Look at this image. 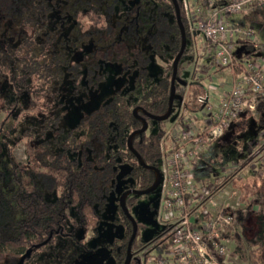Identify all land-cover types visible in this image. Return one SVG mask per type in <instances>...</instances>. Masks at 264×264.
Listing matches in <instances>:
<instances>
[{"label": "trees", "instance_id": "16d2710c", "mask_svg": "<svg viewBox=\"0 0 264 264\" xmlns=\"http://www.w3.org/2000/svg\"><path fill=\"white\" fill-rule=\"evenodd\" d=\"M177 1L187 39L194 40L183 1ZM89 44L95 45L91 57L82 58ZM181 45L172 0H0V97L5 105L0 113L12 116L15 122L23 117L0 134V264H49V259L42 262V254L52 252L63 238L78 242L79 232H95L120 165L130 166L129 176L135 181L125 190H145L154 184V171L140 165L128 138L143 127L139 117L145 118L148 128L134 136L132 145L146 165L161 169L170 118L156 122L145 113L161 116L168 111L173 63ZM242 46L254 52L248 43L239 41L238 56L246 53ZM152 55L167 60L159 81L149 75ZM195 57L193 45L187 42L175 83L174 102H182L190 111H200L209 104L205 83L188 84L182 78L184 63H193ZM100 59L122 61L126 70L137 71L135 88L116 92L73 129L58 128V118L47 116L50 98L57 96L67 76L78 83L85 68L90 83L96 85L102 75L95 81L91 75L101 68ZM138 88L140 94L135 99L132 93ZM28 96L29 101L22 99L28 100ZM36 101L41 103L40 109ZM135 108L140 109L139 117ZM256 114L258 119L247 111L234 118L219 140L240 135L252 122L262 131L264 100L258 103ZM154 123L158 130L153 133L150 129ZM3 137H12L6 142V156L2 155ZM20 141L26 147L24 162L13 155ZM250 160L253 157L248 155L249 165ZM262 172H253L257 181L244 183L245 195L240 201H245L246 207L237 209L236 228L223 235L235 245L230 255L241 260H247L248 245L253 264H264ZM138 198L136 194L126 198L129 212ZM118 209L125 235L114 244L113 264H124L133 224L119 201ZM252 220L254 224L248 225ZM142 228L138 223L131 264H139L141 256L147 259L156 254L153 240H142ZM148 246L149 251L143 252ZM218 260L224 264L225 257Z\"/></svg>", "mask_w": 264, "mask_h": 264}, {"label": "built area", "instance_id": "2783aa9c", "mask_svg": "<svg viewBox=\"0 0 264 264\" xmlns=\"http://www.w3.org/2000/svg\"><path fill=\"white\" fill-rule=\"evenodd\" d=\"M263 3L264 0L183 1L189 30L194 38L199 34L206 38L204 44L196 47V57L208 54L211 68L227 70V88L217 108L208 104L202 109L204 114L211 115L209 123L199 127L194 118H189L186 127L173 128L166 137L167 146L163 140L161 189L164 217L171 227L164 252L150 254L147 259L142 257V264H220L219 257H225L226 264L230 241L223 235L236 228L238 208L217 202L223 198V180L206 185L196 173L203 151L223 137L234 118L246 111L256 114L258 103L264 100V56L255 55L264 52V42L253 30L228 19ZM239 41L248 43L254 52L238 56L235 51ZM258 145L259 141L249 153L253 157L250 165L253 172L262 173L257 169L258 161L261 166L264 163ZM241 166L236 163L224 170L225 177H235ZM242 178V173L238 174L237 181Z\"/></svg>", "mask_w": 264, "mask_h": 264}, {"label": "rangeland", "instance_id": "374dc122", "mask_svg": "<svg viewBox=\"0 0 264 264\" xmlns=\"http://www.w3.org/2000/svg\"><path fill=\"white\" fill-rule=\"evenodd\" d=\"M228 19L231 23H240L245 29L253 30L258 38L264 42V3L256 5L247 13H238L232 15ZM194 42L200 45V43L206 42V38L203 34H199L195 41L193 39L188 41V44L193 45L194 51H196ZM94 48L95 45L91 44L85 46L81 53L82 58L87 56L91 57L90 53ZM240 49L246 51V53L250 51L249 48L245 49L243 46ZM255 55L263 57L264 52L258 51ZM151 60L149 75L154 81H159L167 60L156 55H152ZM97 62L101 64V68L95 71L94 75H91V79L95 81L98 76L101 75L102 79L98 81L96 85L90 83L85 68L82 76L78 79V83L74 84L73 80L67 76L62 86L59 88L57 96H50L47 116L58 118V120H55V125H57L58 128H64V130L73 129L80 123L83 116L89 115L93 111L99 109L104 103L111 99L116 92H126L129 89L132 90L135 88L137 71L126 70L122 61L112 62L109 60L104 62L100 59V61ZM94 63H96V60H94ZM184 64L185 69L182 73V78L188 84H192L194 79H197L195 70L198 66V59L195 57L193 63ZM203 83L207 85L208 81L205 80ZM9 89L12 90L11 88ZM7 91L9 94V90ZM134 92L135 93H132V95L137 99L140 94V88ZM11 95L12 94H9L8 99H11ZM22 99L24 101H29V96L28 100L24 97ZM35 103L37 108L40 109L41 103H38V101ZM3 106L5 105L0 97V107ZM30 112L34 113L35 111L31 110ZM195 115L200 118L202 117L199 112H196ZM185 117L187 118L189 116L185 112L182 102L176 100L173 105L172 115L168 123H166L168 131L171 133L173 131L172 128L184 120ZM254 118L258 119V114H255ZM22 120L23 117L19 116L15 122V118H12V116L7 115L5 112L0 113V134L5 128L11 127ZM250 120V122H252L251 118ZM157 130L158 125L154 123L150 131L154 133ZM13 136H15V134H13ZM10 140H12V137L1 138L3 156H6V142ZM258 141V149L262 150L264 159V129L261 131L255 128V123L252 122L240 135H228L222 142L217 140L211 143L208 149L205 150L204 158L200 163L196 175L201 181H204V183L206 182V185L215 184L219 180H223V186L221 188V192L223 191V198L217 200L219 204H231V206L236 208L246 207V202L240 201L241 196L243 199L245 195L244 183H252L258 180L256 176H252L254 171L251 169L252 165L246 163L247 156L253 151V147ZM13 155L20 162L26 161L27 155L24 141H20L15 146ZM237 159H239L241 164L244 163L241 167V171L243 172L242 182L237 181L234 176L230 178L227 176L225 177V173L222 172L233 166ZM257 159L258 158H256V161ZM257 164V169L262 172L264 170V163L261 166V162L258 161ZM129 173L130 166L128 164L120 165L119 173L114 183V189L108 197L106 209L102 213L100 223L96 226V231H90V233L85 231L79 232L77 236L78 242L69 241L66 237L63 238V240L57 243V246L53 248L54 250L52 252L42 254V262L44 259H49V264H52L53 260H57L56 264H113L115 262L113 254L114 244L120 241L125 235V226L120 221L121 214L118 209V201L125 192V189L135 184V181L129 176ZM163 196L164 194L161 188H157L150 194L140 195L136 205L130 211L132 217L143 225L141 231L142 240H153L154 244H156L154 249V253L156 254H162L164 252L168 242L166 234L171 227L170 222L164 217ZM253 224V220L248 222V225ZM248 234H250V232ZM227 245L229 251L227 250L228 255L226 264H253L249 257L250 247L248 245H246L245 249L247 260H241L237 256L230 255L235 245L232 242Z\"/></svg>", "mask_w": 264, "mask_h": 264}, {"label": "water", "instance_id": "95a60500", "mask_svg": "<svg viewBox=\"0 0 264 264\" xmlns=\"http://www.w3.org/2000/svg\"><path fill=\"white\" fill-rule=\"evenodd\" d=\"M172 2H173L174 7H175L176 19H177V22H178V25H179V28L181 31V35H182V45H181V49H180L179 53L177 54V56L174 59V63H173V72H172V79H171V92H170L168 111L164 115H161V116H153V115H150L148 113H145L146 116H148L149 118H151L152 120H154L156 122L167 120L172 115V110H173V105H174V100H175V95H176L175 83H176V79H177L178 65H179V62L181 60L182 55L184 54V51L186 49L187 42H188L186 30H185V27H184V25L182 23V19H181V11H180L179 3L177 0H172ZM139 110H140L139 108L134 109V114L136 116H138L137 112ZM139 118L143 122V127L130 134V136L128 138V146L131 149V151L135 154V156L137 157L141 166L146 167V168H150L151 170H153L155 172L156 179H155L154 184L150 188H148L146 190H137V189L127 190L122 194L121 198L119 199V205H120L121 209L123 210L124 214L132 221V224H133V230H132L131 237L128 241L126 258H125L124 264H131V261L133 258L132 245H133V242L137 236V231H138V223L132 217V215L130 214V212L126 206V198L130 194H137V195L150 194V193L154 192L159 187L161 180H162L161 171L156 167H150V166L146 165L144 163V161L142 160L141 156L138 154V152L134 149V147L132 145V141H133L134 136L139 134V133L145 132L148 128V123L146 122L145 118H141V117H139Z\"/></svg>", "mask_w": 264, "mask_h": 264}, {"label": "crops", "instance_id": "0c3cea01", "mask_svg": "<svg viewBox=\"0 0 264 264\" xmlns=\"http://www.w3.org/2000/svg\"><path fill=\"white\" fill-rule=\"evenodd\" d=\"M236 24H240V23H236ZM196 38H194V41L196 40ZM204 43H200V46ZM195 46L197 47L199 45L195 43ZM197 59H198V66L195 70L197 79H194V82H197V81H203L204 82L205 80L208 81L207 86H208V92L209 93L207 96V101H208L209 105H211L213 108H217L219 101H220V98H221L223 92L227 88V86L225 84V79L227 77V70H225V69H217L216 70V69L211 68V58L208 54H205L204 56H200ZM182 105H183V108L185 109V112L189 116L187 118H194L196 121L195 124L197 126L202 127L205 124L210 122V120L212 118L211 115L209 116L207 114H204V112L202 110H200V111H190L189 109L187 110V108L185 107V105L183 103H182ZM196 112L201 113L202 117L200 118V117L196 116L195 115ZM187 118L185 117L184 120L179 122L174 127H177V126L186 127L190 123L189 121H187L188 120ZM206 149H208V147ZM205 150L203 151V158H204ZM236 163L241 164L239 159H237L235 161L234 165ZM199 166H200V164H199ZM199 166H198V169H199ZM198 169H197V172H198ZM222 172L224 173V170ZM240 173L243 174V172L241 171V168H239V170L236 171V175H235L236 180L238 179V174H240ZM240 180L241 179H239L238 181H240Z\"/></svg>", "mask_w": 264, "mask_h": 264}, {"label": "flooded vegetation", "instance_id": "af4514ba", "mask_svg": "<svg viewBox=\"0 0 264 264\" xmlns=\"http://www.w3.org/2000/svg\"><path fill=\"white\" fill-rule=\"evenodd\" d=\"M159 170H160V169H159ZM154 173H155V172H154ZM155 176H156V174H155ZM158 188H161V183H160V185H159ZM132 189H134V188H132ZM128 190H131V189H128ZM137 190H138V189H137ZM145 190H146V189H145ZM125 191H127V190H125ZM130 195H131V194H130ZM136 195H137V194H136ZM138 196H140V195H138ZM127 197H128V196H127ZM137 223H138V222H137ZM150 247H151V246H148V247H146V249H150ZM146 249H144L143 252H145ZM143 252H142V253H143ZM142 253H141L140 255H142ZM132 259H133V258H132ZM141 260H142V256L140 257L139 264H142V261H141Z\"/></svg>", "mask_w": 264, "mask_h": 264}]
</instances>
